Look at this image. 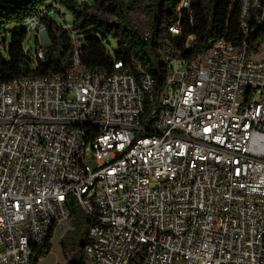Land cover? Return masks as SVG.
<instances>
[{
  "label": "built area",
  "instance_id": "built-area-1",
  "mask_svg": "<svg viewBox=\"0 0 264 264\" xmlns=\"http://www.w3.org/2000/svg\"><path fill=\"white\" fill-rule=\"evenodd\" d=\"M236 1L238 44L159 51L158 102L145 71L82 69L71 28L73 72L0 84V264H32L73 201L91 221L84 264H264V0ZM199 2L179 0L172 35Z\"/></svg>",
  "mask_w": 264,
  "mask_h": 264
},
{
  "label": "trees",
  "instance_id": "trees-1",
  "mask_svg": "<svg viewBox=\"0 0 264 264\" xmlns=\"http://www.w3.org/2000/svg\"><path fill=\"white\" fill-rule=\"evenodd\" d=\"M56 1L0 0V34L6 33L10 26H15V30L22 28L12 34L11 43L6 48L7 56L0 54V84L28 77L66 76L73 72L72 31L82 42V69L112 72L115 63H123L124 69L132 74L145 71L155 79V101L158 102L168 74L167 66L160 60L159 51L191 59L210 41L225 40L238 44L242 39L239 28L240 6L236 0H200L193 5L191 14L182 15L179 36L169 32V28L178 22L176 7L179 0H148L151 39L147 40L143 32L126 22L124 0H58L61 10H67L72 16L71 31L59 26L56 21L40 20L47 29L49 47L44 49L45 60H37L34 68L33 61H29L25 51L29 32L24 23L29 18L59 14L53 8ZM112 19L123 20L127 25L113 24ZM109 39L117 43L114 57L110 55ZM2 41L5 46L6 39ZM263 43L264 31L254 39L251 49L258 50ZM71 207V229L60 245L64 256L70 257L69 264H84V248L88 244L91 221L74 201ZM55 230L53 227L45 241L34 248L32 264H38L49 255Z\"/></svg>",
  "mask_w": 264,
  "mask_h": 264
},
{
  "label": "rangeland",
  "instance_id": "rangeland-1",
  "mask_svg": "<svg viewBox=\"0 0 264 264\" xmlns=\"http://www.w3.org/2000/svg\"><path fill=\"white\" fill-rule=\"evenodd\" d=\"M149 1L148 0H124V9L127 11V20L129 26L133 27L136 30L143 32L144 34H149L151 20L148 16L149 10ZM130 8V9H128ZM49 19L56 21L59 26L63 28H71L72 27V16L71 14L63 9L59 10L58 13H52L49 16L42 15L38 20ZM123 20L112 19L111 23L118 24L119 26H125L127 23ZM22 28H18L15 30V26H10L7 28L6 33L2 32L0 34V41L6 39L5 46L3 45V41L0 43V54L4 57L7 56L6 48L9 47L11 43V37L14 32L21 31ZM108 43L110 44V55L112 57L115 56V52L117 51V43L113 39H109ZM37 44L42 46L44 49L49 47L48 36H42L37 31H29L28 40L25 44V51L29 58V61H36V47ZM71 229L70 221L60 225L56 228L55 233L51 242V252L49 255L44 257L42 260L38 262V264H69L70 257H65L63 251L61 249V240L64 238L65 234Z\"/></svg>",
  "mask_w": 264,
  "mask_h": 264
},
{
  "label": "crops",
  "instance_id": "crops-1",
  "mask_svg": "<svg viewBox=\"0 0 264 264\" xmlns=\"http://www.w3.org/2000/svg\"><path fill=\"white\" fill-rule=\"evenodd\" d=\"M56 228H57V227H56ZM56 228H55V229H56Z\"/></svg>",
  "mask_w": 264,
  "mask_h": 264
}]
</instances>
